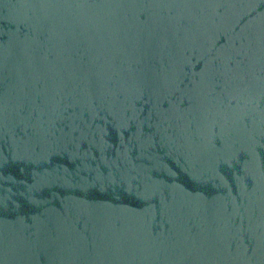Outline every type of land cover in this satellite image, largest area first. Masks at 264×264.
I'll return each instance as SVG.
<instances>
[{
	"label": "water",
	"instance_id": "1",
	"mask_svg": "<svg viewBox=\"0 0 264 264\" xmlns=\"http://www.w3.org/2000/svg\"><path fill=\"white\" fill-rule=\"evenodd\" d=\"M0 264H264V0H0Z\"/></svg>",
	"mask_w": 264,
	"mask_h": 264
}]
</instances>
